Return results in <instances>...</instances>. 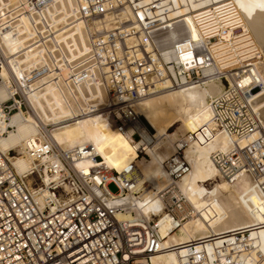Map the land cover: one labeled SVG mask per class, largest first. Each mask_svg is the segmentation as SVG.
<instances>
[{"label":"built area","instance_id":"1","mask_svg":"<svg viewBox=\"0 0 264 264\" xmlns=\"http://www.w3.org/2000/svg\"><path fill=\"white\" fill-rule=\"evenodd\" d=\"M68 1L4 0L0 30L26 22L12 57L28 54V59L10 69L9 78L0 76L7 92L0 99V137L11 129L6 125L10 115L33 112L27 93L46 86L58 91L98 86L105 101L92 105L89 112L110 113L122 135L139 140L141 119L134 105L140 98L214 84L220 91L209 97L210 120L214 130L228 136L229 145L212 151L210 160L219 178L229 182L246 178L264 203V127L250 96L260 86L251 68L264 56L245 46L231 0L190 12L194 38L182 30L180 20L172 22L175 18L144 29L131 0H71L74 14L88 25L86 48L80 51L61 38L73 26H64L66 15L61 20L62 2ZM105 19L108 28H92ZM170 32L178 35L175 41ZM1 64L6 60L0 46ZM56 123L36 126L26 139L21 154L29 165L22 173L9 161L16 152L0 150V264H141L139 259L148 261L165 249L158 230L161 219L169 216L166 231L171 233L191 215L183 197L171 189L189 170L181 148L192 134L175 143V151L162 162L171 184L156 193L159 209L119 221L115 214L130 210L119 197L129 192L139 199L144 192L145 184H136L134 163L118 174L101 163L87 169L75 166L78 159L95 156L84 144L61 150L50 136ZM109 184L115 191L108 189ZM248 231L232 230L218 245L210 243L215 235L184 242L179 264H240V252L249 248Z\"/></svg>","mask_w":264,"mask_h":264},{"label":"bare ground","instance_id":"2","mask_svg":"<svg viewBox=\"0 0 264 264\" xmlns=\"http://www.w3.org/2000/svg\"><path fill=\"white\" fill-rule=\"evenodd\" d=\"M231 3L235 11L232 17H235V23L241 28L243 41L247 43L245 46H248L247 49L252 47V50H257L258 54L263 56L234 1L231 0ZM4 4V0H0V9L4 8ZM61 8V20L66 15L64 26L73 25L65 29L61 36L63 42L66 46L70 42L78 51L85 49L88 25L84 19H79L74 14V4L71 0L67 4L62 2ZM106 20L93 23L92 28L98 31L108 28L110 24ZM177 20L181 21L182 30L188 37L196 36L190 13L175 18L172 22ZM20 26L0 30V46L6 60V64L0 66V76L3 79L9 78L10 69H16L28 59V54L24 57H12L21 40L18 35L25 31L27 24L23 22ZM73 30L75 35L71 34ZM177 36L175 32H170L172 40L175 41ZM263 69L264 61L251 68V75L260 86L255 88L250 96L251 106L257 109L258 118L264 127V79L261 76ZM60 90L46 86L42 91L27 93L26 100L33 112L26 114L18 111L8 117L6 125L11 129L0 137V150L5 152L11 149L16 152L13 157H9V161L17 172L22 173L28 168L29 159L21 153L26 139L36 132V126L61 120V123L54 124L55 127L50 132L57 146L63 151H70L73 147L84 144L88 147L89 154L95 156V159L84 156L75 162V166L87 169L101 163L109 172L118 174L128 163H134L136 184L139 187L145 184L144 192L139 199L133 198L129 192L119 197V200L130 206L131 212L119 211L115 214L119 221L132 220L146 215L152 208L159 209L160 204L155 200L158 195L156 193L171 184L164 173L162 162L175 151V143H179L188 133L192 134V140L181 148L189 170L171 189L173 195L183 197L191 215L171 233L166 231V228L171 226L169 216L162 218L158 230L161 248L165 249L150 255L148 261L141 258L138 262L179 264L180 256L184 253L182 246L186 245L184 242L215 235L210 243L218 245L221 237L233 233L230 232L232 230H249V248L240 252V264H264V203L261 197L252 190L246 178H237L231 182L219 178L210 160L212 151L226 150L229 145L228 136L214 130L210 120L209 97L220 91L218 85L183 87L155 92L140 98L134 109L139 117L142 116L148 122L153 132H148L141 122L142 137L139 140H131L122 135L110 113L98 110L89 112L92 105H100L105 101V94L98 86L83 85L75 90L61 87ZM6 95L5 85L0 84V99H4ZM81 113L85 114L76 116ZM195 141H199L203 148L202 154L187 151ZM137 149L149 157V169H144L137 163L142 159ZM213 181L215 184L211 191ZM204 240L207 239L200 241ZM204 243L208 246V242ZM175 244L180 245L166 248Z\"/></svg>","mask_w":264,"mask_h":264},{"label":"water","instance_id":"3","mask_svg":"<svg viewBox=\"0 0 264 264\" xmlns=\"http://www.w3.org/2000/svg\"><path fill=\"white\" fill-rule=\"evenodd\" d=\"M222 0H131L144 29ZM264 56V0H233ZM264 79V69L261 72Z\"/></svg>","mask_w":264,"mask_h":264},{"label":"rangeland","instance_id":"4","mask_svg":"<svg viewBox=\"0 0 264 264\" xmlns=\"http://www.w3.org/2000/svg\"><path fill=\"white\" fill-rule=\"evenodd\" d=\"M140 119H141V122L145 125L146 129L148 130V132L152 133L153 132V129L148 124V122L142 116H140ZM187 151L198 152L200 154H202L204 152V150L201 147L199 141H195L194 144L187 149ZM139 155L142 156V159L140 158V160H138L137 163L139 165L143 166L144 169H149V167L147 165V160H149V157H147L144 152H141ZM214 184H215V182L213 181L212 184H211L212 186L210 187V190L211 191H213V189H214V186H213ZM107 187H108V189L110 191H112V192L115 191V187H114L113 184H109V185H107ZM154 264H158V262L155 261Z\"/></svg>","mask_w":264,"mask_h":264}]
</instances>
